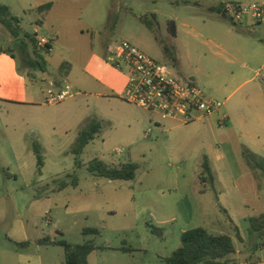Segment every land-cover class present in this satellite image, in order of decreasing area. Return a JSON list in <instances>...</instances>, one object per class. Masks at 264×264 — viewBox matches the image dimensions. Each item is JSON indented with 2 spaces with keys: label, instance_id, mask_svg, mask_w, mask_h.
I'll return each mask as SVG.
<instances>
[{
  "label": "rangeland",
  "instance_id": "obj_1",
  "mask_svg": "<svg viewBox=\"0 0 264 264\" xmlns=\"http://www.w3.org/2000/svg\"><path fill=\"white\" fill-rule=\"evenodd\" d=\"M213 2L0 0L22 31L15 38L0 23V264H65L63 248L37 243L44 237L91 243L88 264H165L181 234L195 227L229 234L235 264H264V231L249 223L264 214V37L258 27L221 17L234 2L221 11ZM46 3L51 9L40 15ZM230 29L248 37L242 53ZM25 35L52 40L45 76L70 85L71 98L45 103L41 71L24 66L21 42L32 52ZM122 40L181 80L197 77L221 109L187 123L162 122L123 101L127 74L107 61ZM232 53L247 68L230 63ZM63 63L66 77L58 74ZM225 111L235 126L221 120ZM94 120L100 133L75 156L79 131ZM95 158L133 162L136 176L92 177L86 167ZM73 178L76 187L59 189ZM88 228L98 234H84Z\"/></svg>",
  "mask_w": 264,
  "mask_h": 264
},
{
  "label": "trees",
  "instance_id": "obj_2",
  "mask_svg": "<svg viewBox=\"0 0 264 264\" xmlns=\"http://www.w3.org/2000/svg\"><path fill=\"white\" fill-rule=\"evenodd\" d=\"M52 3H46L37 7L40 15H46L51 9ZM21 19L12 16L6 6L0 5V23L6 30L15 38H18L22 33L20 27ZM41 24V20L38 22ZM169 31L175 36L176 26L174 22H169ZM28 42L32 46L31 55L25 52V42H21L23 62L26 69L29 71L36 70L45 72L46 60L45 56L49 54L52 46V40L44 47H38L36 39L33 36L25 35ZM70 66L68 63H63L58 68L60 77H66L69 73ZM59 83V82H57ZM102 125L99 121H91L82 130L79 131L75 147L72 153L78 156L83 149L94 140L95 136L100 133ZM34 152L37 159L38 168L43 165L40 149L34 147ZM256 156V155H253ZM264 165V159L260 160ZM77 166L81 165L76 162ZM203 172L209 174V182L213 183V177L210 173L208 163H202ZM90 176L96 178H105L110 181H131L134 180L137 171V165L133 162H122L118 164H109L97 158L88 162L86 167ZM205 180V179H203ZM78 180L73 178L69 183L61 181L59 189H63L68 185L76 187ZM250 228L252 231H264V214L258 217L249 219ZM84 234H98L94 228L83 230ZM39 245L59 246L64 250L65 264H88L87 257L94 251V246L91 243L84 244H70L64 240H52L49 237L41 238L37 241ZM236 252L232 237L229 234L212 235L202 227H195L184 231L180 236V246L175 249L168 257L164 258L165 264H235L228 256Z\"/></svg>",
  "mask_w": 264,
  "mask_h": 264
},
{
  "label": "built area",
  "instance_id": "obj_3",
  "mask_svg": "<svg viewBox=\"0 0 264 264\" xmlns=\"http://www.w3.org/2000/svg\"><path fill=\"white\" fill-rule=\"evenodd\" d=\"M224 15L235 24L242 25L246 18L254 23H264V1L227 4ZM36 42L42 48L49 43V39L36 36ZM107 61L127 74L121 99L157 115L161 121L187 123L202 119L223 106L220 101L207 97L194 79L181 80L167 66L146 56L126 40L111 46ZM43 93L44 101L48 105L60 103L73 96L70 85L53 80L45 82ZM225 119L222 116L223 122Z\"/></svg>",
  "mask_w": 264,
  "mask_h": 264
},
{
  "label": "crops",
  "instance_id": "obj_4",
  "mask_svg": "<svg viewBox=\"0 0 264 264\" xmlns=\"http://www.w3.org/2000/svg\"><path fill=\"white\" fill-rule=\"evenodd\" d=\"M254 1H256V2H260V1H264V0H214V2L213 3H211V5H210V7H213L214 9H217V10H220L221 11V9H222V7L226 4V3H232V2H254ZM220 13V12H219ZM221 17L223 18V19H226L227 18V16L226 15H221ZM242 25H244V26H246V27H258V33H259V35H261L262 37H264V31H262L261 29H260V27H261V25H264V23H254L253 21H251L249 18H246L245 20H244V22L242 23ZM232 32H235V34H237V35H235L236 37H235V47L242 53L244 50H246L247 49V40H246V38H248L247 36H245L242 32H239V31H235L234 29H230ZM249 34H251V32H249ZM51 46H52V44H51ZM218 48L220 49V50H222V51H224V49H223V47L220 45V46H218ZM52 49V48H51ZM51 51V50H50ZM50 53V52H49ZM107 55H108V52H107ZM228 55H230V54H228ZM231 56L233 57V59L230 61V60H228L230 63H233V61L234 60H236V61H238L239 63H241L242 64V66H243V68L245 69V68H247V64L245 63V62H243L242 60H239L238 58H236L235 57V55L232 53L231 54ZM41 74L43 75V77L41 78L42 79V83L44 84V86H45V82L46 81H48V80H53V81H55L56 83L57 82H61L62 80L61 79H58L57 81H56V79H51V78H49L48 76H45L46 75V71L45 72H41ZM192 78L197 82V77H194V76H192ZM126 79H127V77H126ZM30 80L31 81H33L34 80V77L33 76H31V78H30ZM125 89V88H124ZM222 116H225L226 117V119H225V122H226V124L229 122L230 124H231V126H235V124L233 123V121H232V119H231V117L227 114V112L225 111L223 114H222ZM198 120H200V119H198ZM162 122H164V121H162ZM166 122V121H165ZM168 122H172V121H168ZM178 122V121H177ZM180 123H182V122H180ZM157 124H160L159 122H157ZM238 124V123H237ZM255 155H258V152H255L254 153ZM214 157H215V159H219L220 160V157H219V154H217L216 153V151H215V153H214V155H213ZM259 156V155H258ZM262 158V157H261ZM213 182H214V179H213Z\"/></svg>",
  "mask_w": 264,
  "mask_h": 264
}]
</instances>
